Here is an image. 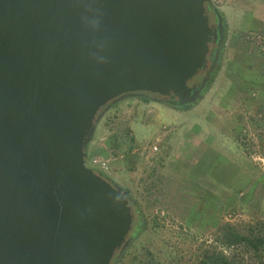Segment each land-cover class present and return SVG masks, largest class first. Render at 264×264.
<instances>
[{"label": "water", "instance_id": "obj_1", "mask_svg": "<svg viewBox=\"0 0 264 264\" xmlns=\"http://www.w3.org/2000/svg\"><path fill=\"white\" fill-rule=\"evenodd\" d=\"M211 1L98 0L93 33L79 0H0V264H111L131 243L132 200L87 165V148L122 97L175 108L204 97L225 41Z\"/></svg>", "mask_w": 264, "mask_h": 264}, {"label": "rangeland", "instance_id": "obj_2", "mask_svg": "<svg viewBox=\"0 0 264 264\" xmlns=\"http://www.w3.org/2000/svg\"><path fill=\"white\" fill-rule=\"evenodd\" d=\"M210 3L225 41L204 97L182 109L129 95L99 115L87 159L107 167L87 162L128 192L142 220L119 264H199L220 225L264 219V0Z\"/></svg>", "mask_w": 264, "mask_h": 264}, {"label": "trees", "instance_id": "obj_3", "mask_svg": "<svg viewBox=\"0 0 264 264\" xmlns=\"http://www.w3.org/2000/svg\"><path fill=\"white\" fill-rule=\"evenodd\" d=\"M217 70L211 75L206 91ZM133 204L134 202L131 201V205ZM132 208L135 218L130 235L131 241L142 231L140 210L137 207L132 206ZM216 233L219 245L204 250L199 264H264V219H258L244 230L231 223H224L218 227ZM231 248L235 250L227 253ZM126 252L127 249L118 252L111 264H119L125 258ZM128 264H142V262L135 258Z\"/></svg>", "mask_w": 264, "mask_h": 264}, {"label": "clouds", "instance_id": "obj_4", "mask_svg": "<svg viewBox=\"0 0 264 264\" xmlns=\"http://www.w3.org/2000/svg\"><path fill=\"white\" fill-rule=\"evenodd\" d=\"M80 5L83 6L85 13H93V16L91 19H89L88 15L82 16V23L86 27H90L93 31V33H98L101 31V25H102V17L103 12L96 7L98 4V0H79ZM93 43L97 48L103 49L105 48V41L103 40H97L93 39ZM91 56L94 60H96L98 63H105L104 57L101 59H97L95 53H91ZM117 200L121 199L120 194H117L115 197Z\"/></svg>", "mask_w": 264, "mask_h": 264}, {"label": "flooded vegetation", "instance_id": "obj_5", "mask_svg": "<svg viewBox=\"0 0 264 264\" xmlns=\"http://www.w3.org/2000/svg\"><path fill=\"white\" fill-rule=\"evenodd\" d=\"M206 8H207V11H208V14H209V17H210V23L211 25L216 28L218 34L220 33V27H219V22H218V18H217V13H216V8L213 7V5H211V3H207L206 4ZM214 19V20H213ZM214 21V22H213ZM223 25H224V30H225V21L223 19ZM225 33V31H224ZM218 41H219V36H218V39H216L214 42H212V44L210 45V54H209V64L212 62V59L217 51V48H218ZM223 49V48H222ZM200 74H203L205 75L204 72H201ZM196 78V77H195ZM194 78V79H195ZM193 79V80H194ZM190 81V86L192 85H196L198 84L199 82H196V83H192V81ZM132 95H143V96H146V97H150V98H153V99H157V100H163V97L159 94H152V93H140V94H132ZM163 102V101H162ZM116 185V184H115ZM116 186H119V185H116Z\"/></svg>", "mask_w": 264, "mask_h": 264}, {"label": "built area", "instance_id": "obj_6", "mask_svg": "<svg viewBox=\"0 0 264 264\" xmlns=\"http://www.w3.org/2000/svg\"><path fill=\"white\" fill-rule=\"evenodd\" d=\"M92 160V163L90 160L87 159V161H90V163L93 165H98L100 166L101 168H106L107 167V163L104 161V159L102 158H99V157H94V159H91ZM86 161L87 165L88 166H92L91 164H88V162Z\"/></svg>", "mask_w": 264, "mask_h": 264}, {"label": "crops", "instance_id": "obj_7", "mask_svg": "<svg viewBox=\"0 0 264 264\" xmlns=\"http://www.w3.org/2000/svg\"><path fill=\"white\" fill-rule=\"evenodd\" d=\"M93 144H94L93 142H92V143H89V145H88V149H87L88 152H89V150H90V151L92 150V148H93V146H94Z\"/></svg>", "mask_w": 264, "mask_h": 264}]
</instances>
